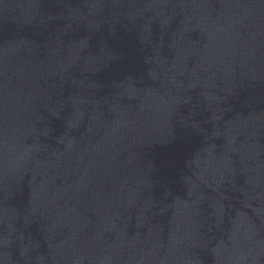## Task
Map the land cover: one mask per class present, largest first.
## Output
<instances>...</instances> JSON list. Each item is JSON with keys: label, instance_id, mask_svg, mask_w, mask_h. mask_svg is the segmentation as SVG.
<instances>
[{"label": "water", "instance_id": "95a60500", "mask_svg": "<svg viewBox=\"0 0 264 264\" xmlns=\"http://www.w3.org/2000/svg\"><path fill=\"white\" fill-rule=\"evenodd\" d=\"M0 264H264V0H0Z\"/></svg>", "mask_w": 264, "mask_h": 264}]
</instances>
